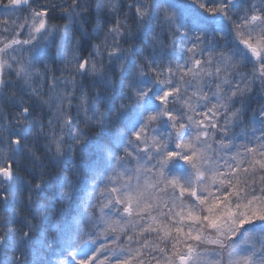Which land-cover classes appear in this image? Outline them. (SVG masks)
<instances>
[{"label": "snow or ice", "instance_id": "obj_1", "mask_svg": "<svg viewBox=\"0 0 264 264\" xmlns=\"http://www.w3.org/2000/svg\"><path fill=\"white\" fill-rule=\"evenodd\" d=\"M0 108V264H264V0H0Z\"/></svg>", "mask_w": 264, "mask_h": 264}, {"label": "trees", "instance_id": "obj_2", "mask_svg": "<svg viewBox=\"0 0 264 264\" xmlns=\"http://www.w3.org/2000/svg\"><path fill=\"white\" fill-rule=\"evenodd\" d=\"M101 20L104 19V17H100ZM177 52L179 53V49L177 50ZM62 65V61L61 60H57L55 64H51L50 66L55 70L56 68L60 67ZM57 75H59V73L57 72ZM253 103L255 104V101H253ZM0 111H4L3 108H0ZM7 111H12L11 108H8ZM217 139H219V137H217ZM121 244H124L125 241L124 240H121L120 241ZM133 247H135V245H133Z\"/></svg>", "mask_w": 264, "mask_h": 264}, {"label": "rangeland", "instance_id": "obj_3", "mask_svg": "<svg viewBox=\"0 0 264 264\" xmlns=\"http://www.w3.org/2000/svg\"><path fill=\"white\" fill-rule=\"evenodd\" d=\"M237 131H239V129H237ZM214 147H215V145H214Z\"/></svg>", "mask_w": 264, "mask_h": 264}]
</instances>
